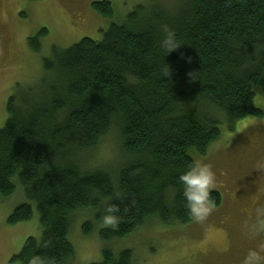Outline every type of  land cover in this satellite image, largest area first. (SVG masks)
I'll return each mask as SVG.
<instances>
[{
    "label": "trees",
    "instance_id": "16d2710c",
    "mask_svg": "<svg viewBox=\"0 0 264 264\" xmlns=\"http://www.w3.org/2000/svg\"><path fill=\"white\" fill-rule=\"evenodd\" d=\"M137 6L120 24L67 49L52 47L43 59L50 77L23 90L5 107L0 128V199L22 188L27 203L15 208L9 226L29 222L35 211L39 235L27 238L10 263L70 264L73 216L119 208L116 228L103 227L106 244L133 235L153 220L163 227L191 225L178 177L220 136V121L261 117L264 99V0H177L167 10L154 0ZM152 3V4H151ZM104 19L108 0L92 4ZM181 47L165 57L163 28ZM48 30L28 39L39 54ZM113 134L118 163L82 166L86 155ZM216 207L221 195L211 192ZM92 223L82 226L88 236ZM95 264H133L128 250H102Z\"/></svg>",
    "mask_w": 264,
    "mask_h": 264
},
{
    "label": "rangeland",
    "instance_id": "374dc122",
    "mask_svg": "<svg viewBox=\"0 0 264 264\" xmlns=\"http://www.w3.org/2000/svg\"><path fill=\"white\" fill-rule=\"evenodd\" d=\"M105 0H0V128L5 123L8 99L18 84L23 90L39 89L50 78L43 70V59L50 57L52 47L67 49L80 40H101V30L112 23L120 24L140 5L150 0H108L113 9L111 19H104L92 4ZM177 0H154L167 10ZM152 4V3H151ZM40 29L48 30L41 40L42 49L35 54L28 39ZM254 104L261 117L220 121L219 139L204 156L194 160L210 163L217 177L213 190L222 202L203 222L180 227H163L151 220L133 235L116 242L104 243L99 234L102 209L83 211L73 216L69 241L74 249L70 264H95L102 261V250L113 253L128 250L133 264H240L248 249L264 244V233L253 236L245 228L255 220V210L264 207V172L256 164L264 160V99L255 95ZM107 146V147H105ZM117 138L111 134L101 140L81 164L87 169L109 171L119 160ZM0 199V264L10 263L24 241L38 237V215L29 222L9 226L7 219L16 207L27 203L22 188ZM91 222L92 231L82 234L83 224Z\"/></svg>",
    "mask_w": 264,
    "mask_h": 264
},
{
    "label": "clouds",
    "instance_id": "9594fccd",
    "mask_svg": "<svg viewBox=\"0 0 264 264\" xmlns=\"http://www.w3.org/2000/svg\"><path fill=\"white\" fill-rule=\"evenodd\" d=\"M163 32L159 46L166 57L182 45L174 30L165 26ZM256 169L258 172H264V160L256 164ZM178 180L182 185V195L190 217L195 222H203L216 207L215 201L211 198V192L217 187V177L213 166L201 160H194L189 168L179 175ZM118 212L119 208L116 205L108 204L100 218L101 226L116 228L121 219L117 215ZM245 228L253 236L264 233V207H258L255 210L254 222L246 224ZM30 264H39V258L34 257ZM240 264H264V244L248 249Z\"/></svg>",
    "mask_w": 264,
    "mask_h": 264
}]
</instances>
